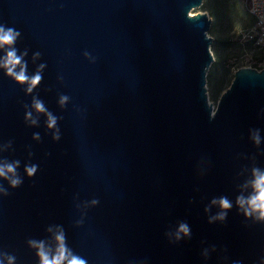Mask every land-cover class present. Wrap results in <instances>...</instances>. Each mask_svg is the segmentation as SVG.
Listing matches in <instances>:
<instances>
[{
  "label": "water",
  "instance_id": "water-1",
  "mask_svg": "<svg viewBox=\"0 0 264 264\" xmlns=\"http://www.w3.org/2000/svg\"><path fill=\"white\" fill-rule=\"evenodd\" d=\"M203 2L0 0V25L21 33L15 47L28 50L29 75L46 64L31 95L0 70V145L12 142L0 159L19 160L23 178L16 189L0 181L9 192L0 196V252L15 264H38L27 241L48 239L50 225L63 226L88 264H259L264 224L235 206L210 224L218 209H204L214 197L234 204L244 170L264 169V68H239L218 106L209 102L213 19L192 12ZM33 96L60 118L59 141L43 115L25 123ZM26 164L38 165L32 178ZM92 199L77 226L76 205ZM179 222L191 238L170 243L165 233Z\"/></svg>",
  "mask_w": 264,
  "mask_h": 264
},
{
  "label": "clouds",
  "instance_id": "clouds-1",
  "mask_svg": "<svg viewBox=\"0 0 264 264\" xmlns=\"http://www.w3.org/2000/svg\"><path fill=\"white\" fill-rule=\"evenodd\" d=\"M21 33L13 27L0 25V70L15 81L16 84L25 87V93L31 95L33 91L40 85L43 79V70L46 68L45 63L39 64L35 72L31 75L28 73V62L25 57L28 56V50L19 52L15 47L17 40L20 38ZM84 57L89 62L94 63L95 57L89 52L83 53ZM41 57L40 52H34L32 55L33 61ZM63 79V77H59ZM70 97L67 95H60L58 104L63 109L69 102ZM25 123L29 126L39 125V116L43 115L45 119V126L52 134L53 141H59L60 129L58 127V120L60 119L54 115L45 106L44 102L37 98L32 97L31 105H25ZM264 112V110H262ZM34 113L36 114L34 116ZM32 139L40 141L41 136L39 133H34ZM251 142L259 147L262 142L259 129H251L249 133ZM12 142L0 145V152L6 151L11 148ZM32 153L29 152V156ZM254 159V158H253ZM20 161H8L7 159H0V181H6L8 187L16 189L23 183V178L18 173ZM38 171V165L26 164L24 166V173L28 178H32ZM249 172V176L239 186V194L235 198V203L226 196L214 197L210 203L205 207V213H210L212 208L218 209L215 214L209 215L208 222H224L227 218V213L235 206L239 214H242L245 220H251L254 223L264 224V169L253 165ZM243 174V172L241 173ZM247 193V194H245ZM8 189L0 184V196H8ZM99 201L92 199L91 201L77 204L76 207L81 210V219L76 221V225L80 226L83 223L85 211L90 207H95ZM48 239H35L30 238L27 245L35 252L38 264H88L87 259L75 253L67 244L66 233L62 225H50L46 228ZM170 243H178L181 240L191 238V229L186 222H179L175 230L165 233ZM215 246L205 248L202 250L201 255L204 259H208L210 253L215 252ZM16 257L4 252H0V264H15ZM233 264H242L241 261H234ZM259 264H264V257L261 258Z\"/></svg>",
  "mask_w": 264,
  "mask_h": 264
},
{
  "label": "rangeland",
  "instance_id": "rangeland-1",
  "mask_svg": "<svg viewBox=\"0 0 264 264\" xmlns=\"http://www.w3.org/2000/svg\"><path fill=\"white\" fill-rule=\"evenodd\" d=\"M210 8L217 16L211 17V10L198 7L193 13H207L212 19L209 34L217 39L229 38L230 47L214 46L212 52L215 56L208 74L212 75V83L207 82L209 102L216 108L223 92L231 85L235 72L245 66L264 68V49L249 44L253 38L250 29L255 28V18L248 12L244 0H210ZM212 30V31H211ZM258 54L257 57L252 58ZM257 66V67H256ZM222 82V84H221Z\"/></svg>",
  "mask_w": 264,
  "mask_h": 264
},
{
  "label": "built area",
  "instance_id": "built-area-1",
  "mask_svg": "<svg viewBox=\"0 0 264 264\" xmlns=\"http://www.w3.org/2000/svg\"><path fill=\"white\" fill-rule=\"evenodd\" d=\"M244 3L248 12L256 21L255 28L250 29L247 35L252 33V37L256 39L255 44L264 49V0H244ZM252 58H254L253 55ZM249 67L252 66L250 65Z\"/></svg>",
  "mask_w": 264,
  "mask_h": 264
},
{
  "label": "trees",
  "instance_id": "trees-1",
  "mask_svg": "<svg viewBox=\"0 0 264 264\" xmlns=\"http://www.w3.org/2000/svg\"><path fill=\"white\" fill-rule=\"evenodd\" d=\"M209 3H210V0H204V2H203V5L201 6L203 9H205V10H211V17H214V16H217V14H216V12L215 11H213L211 8H210V5H209ZM256 22V21H255ZM212 31V30H211ZM255 41H256V39L255 38H253V39H251L250 40V42H249V44L251 45V46H255V47H257L256 46V44H255ZM217 45H220V46H225V47H230L231 45H232V42H231V40L229 39V38H226V39H217V38H214V41H213V47L214 46H217ZM261 47H259V49H260ZM255 57H257L258 59H260V56H258V54H255V56H254V58ZM257 67V66H256ZM208 83H212V75L209 73L208 74ZM221 84H222V82H221Z\"/></svg>",
  "mask_w": 264,
  "mask_h": 264
}]
</instances>
